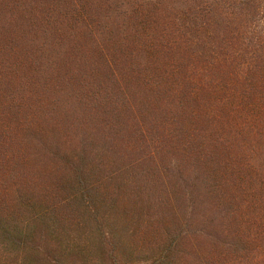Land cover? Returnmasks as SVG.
I'll use <instances>...</instances> for the list:
<instances>
[{"label": "trees", "instance_id": "16d2710c", "mask_svg": "<svg viewBox=\"0 0 264 264\" xmlns=\"http://www.w3.org/2000/svg\"><path fill=\"white\" fill-rule=\"evenodd\" d=\"M118 235L264 264V0H0V264H120Z\"/></svg>", "mask_w": 264, "mask_h": 264}, {"label": "rangeland", "instance_id": "374dc122", "mask_svg": "<svg viewBox=\"0 0 264 264\" xmlns=\"http://www.w3.org/2000/svg\"><path fill=\"white\" fill-rule=\"evenodd\" d=\"M157 108V110H159L160 109V107H156ZM153 110H155V109H153ZM152 133H154V132H152ZM155 135H157V136H155ZM155 135H152V136H149L148 137V140L147 141H149L150 143H151V150H153V146L155 145V143H156V141H157V143H158V140H160V136H159V134H155ZM167 152H165V154H166ZM157 157H160V156H157ZM171 157H173V160L171 159L170 160V166H174L175 165V163H178V162H180V161H182V159L180 158V157H176V155L175 154H171V152H169V153H167L166 155H163V158L168 162L169 161V159L171 158ZM119 237H120V239L122 240V242H124V245H125V247L124 248H126L127 249V252L128 253H126V255L124 256V254H123V259L122 260H124V262H131L132 264H136V262H135V258H137V256H139V254H140V250H141V248H140V250H135V249H133V247H130V248H132V249H130L129 247H127V244H126V241H128V240H126V239H124L122 236H120V235H118ZM139 248V247H138ZM11 256V255H10ZM10 256H8V257H5L4 259L5 260H7ZM121 259L119 260V263L121 264ZM131 263H128V264H131ZM123 264H127V263H123Z\"/></svg>", "mask_w": 264, "mask_h": 264}]
</instances>
